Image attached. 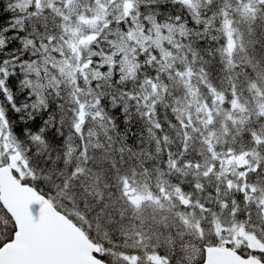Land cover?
Returning a JSON list of instances; mask_svg holds the SVG:
<instances>
[{
	"label": "snow or ice",
	"instance_id": "1",
	"mask_svg": "<svg viewBox=\"0 0 264 264\" xmlns=\"http://www.w3.org/2000/svg\"><path fill=\"white\" fill-rule=\"evenodd\" d=\"M0 264H264V0H0Z\"/></svg>",
	"mask_w": 264,
	"mask_h": 264
}]
</instances>
